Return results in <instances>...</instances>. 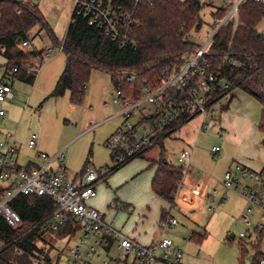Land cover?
Segmentation results:
<instances>
[{
  "label": "rangeland",
  "instance_id": "rangeland-1",
  "mask_svg": "<svg viewBox=\"0 0 264 264\" xmlns=\"http://www.w3.org/2000/svg\"><path fill=\"white\" fill-rule=\"evenodd\" d=\"M203 1L201 26L199 29L193 28L189 33V38L197 43H203V38H209L216 28L213 27L214 24L221 20L219 15H214L217 8L228 6L229 10L236 0ZM256 28L264 33V17L259 20ZM30 37L35 50H42L28 67L31 64L37 65L33 70L35 80L20 79L12 74L9 75L11 78L6 77L7 81H14V96L1 101L5 115L0 116V142H15L17 159L21 164L27 159L39 162V152L53 155L66 146V165L70 176L80 172L88 158L95 167L111 168L113 160L106 140L123 122L122 116L107 119L121 109L114 102L117 94L111 76L104 71L93 70L80 103L71 101L69 91L61 96H51L50 93L65 67V55L58 46H53L51 54L45 55L44 50L52 45L38 26L32 28ZM6 61L0 53V82ZM23 62L26 63L27 60ZM233 93H243V100L251 101L246 106L240 105L239 114L243 115L247 111V118L233 124L231 131L234 137L231 138V145L223 142L227 132L221 126L219 109L207 116L204 128V117L198 114L163 140L164 156L169 163L179 165L178 154L182 147H189L195 164V167L185 169L183 174L187 185L186 195L182 197V193L178 192L174 205L170 204L168 207L178 223L165 228L167 235L182 248L183 264H250L249 256L254 254V250L264 251V229L256 228L262 220L263 211L260 207L253 206L247 212L249 202L247 196L241 193V186L234 189L223 183L225 172L234 169L235 163H242L241 158L247 156L257 159L264 152V133L261 134L257 127L261 115L260 101L238 88ZM225 101V98L222 99L216 106ZM33 134L37 135L36 145L30 147L28 141ZM236 135L241 136L240 142ZM215 145L221 146L219 153L212 151ZM160 151L161 148L156 145L120 168L136 162L145 163L141 170L127 182H123V186L112 190L117 196L119 191L125 199H131L122 210L127 212L124 214L134 212L139 218L143 214L142 204H153L154 201L148 200L143 193L146 175L151 172L146 158H158ZM200 181L204 185L201 190H196L194 184ZM247 182L251 183V180L247 178ZM191 198L194 200L191 201ZM114 201L115 198L108 200L106 208L120 211L122 203L117 208ZM245 214L249 217V223L241 218ZM160 221L156 222V230L163 232L165 229L160 226ZM241 233L246 236L241 238ZM231 234L234 238L230 240ZM45 238L46 241L38 242L43 251L32 264H66L67 240L56 238L51 232L46 233ZM241 239L248 250L243 259L239 248ZM112 252L118 257L113 264H125L115 247ZM45 255H48L49 260L44 259Z\"/></svg>",
  "mask_w": 264,
  "mask_h": 264
},
{
  "label": "built area",
  "instance_id": "built-area-1",
  "mask_svg": "<svg viewBox=\"0 0 264 264\" xmlns=\"http://www.w3.org/2000/svg\"><path fill=\"white\" fill-rule=\"evenodd\" d=\"M74 11L86 18L89 25L101 28L112 40L124 44L130 40V31L140 23L137 15L138 3L151 0H73ZM244 0H236L216 27L211 36L203 38L198 48L185 54L178 61L167 65L153 80L142 84L140 94L133 98L126 96L120 87H114L117 96L114 102L121 106L115 114L122 116V124L106 140L111 149L114 165L123 164L150 148L159 145L166 137L174 134L183 124L200 114L204 124L209 114H214L216 105L226 98L234 89L232 83L215 69L208 57V52L215 33L226 21L238 24V9ZM259 3L264 0H251ZM189 38V34L186 35ZM19 47L30 51L29 41H21ZM62 49V46H58ZM53 47L44 50L50 55ZM237 64L235 59L229 60ZM18 67H13L0 82V116L5 115L1 101L12 98L13 79L7 81ZM127 82H133L134 74H123ZM36 134H33L28 145H36ZM219 145L212 147L217 153ZM39 162L27 159L20 164L17 159V146L12 141L0 142V183L5 187L0 196V215L9 224L17 227L21 217L10 201L18 194L47 195L53 200L52 212L33 225L41 231L58 230L67 220L68 213L75 216L79 228L72 235L66 236V264H113L116 258L112 252L122 255L125 264H183V250L169 236H162L150 244H142L125 235L107 221L96 208L88 205V200L96 195V185L110 173V168H97L88 163L76 176H70L66 165V146L53 155L38 153ZM190 150L183 149L178 154L179 166L185 171L191 163ZM247 178L251 183L247 182ZM223 183L228 188L237 189L248 198L247 212L258 206L264 213V170H252L241 164H235L224 174ZM181 181L178 184V188ZM200 186V184H199ZM177 195V193H176ZM249 223L245 214L241 217ZM264 215L256 228L264 229ZM178 220L166 214L160 221L164 229L175 225ZM255 228V229H256ZM255 233V230H254ZM246 234L241 233L240 237ZM70 242H72L70 244ZM112 255V256H110ZM120 257V256H119ZM264 264V257L259 260Z\"/></svg>",
  "mask_w": 264,
  "mask_h": 264
},
{
  "label": "trees",
  "instance_id": "trees-1",
  "mask_svg": "<svg viewBox=\"0 0 264 264\" xmlns=\"http://www.w3.org/2000/svg\"><path fill=\"white\" fill-rule=\"evenodd\" d=\"M203 6V0L140 2L137 12L140 23L130 31V40L121 44L110 39L101 28L89 25L86 18L74 10L66 35L59 40L35 1L0 0V53L7 60L3 65L5 73L2 78L17 66V71L12 75L34 81L33 71L28 72L22 63L29 57L41 54L42 50L26 52L19 47V43L30 41V31L38 26L40 31H45L52 46H62L65 55V67L51 96H61L69 91L71 101L80 103L90 75L96 69L111 76L113 87H120L126 96L135 98L140 94L144 81L153 80L167 65L198 48L199 43L186 35L193 28H200ZM227 11L228 6L218 7L214 15H219L220 19ZM262 17L264 2L242 1L237 26L229 20L219 28L213 37L208 57L212 66L221 70L234 88L239 87L260 101L262 109L258 128L264 133V33L256 28ZM231 59L238 63L231 64ZM125 73L134 74V81H125L122 78ZM163 151L152 161L157 167L151 185L158 195L173 203L184 170L179 165L169 163ZM127 162L113 164L110 172ZM4 191L5 187L0 183V196ZM10 204L20 215L21 223L14 227L0 215V264H32L43 251L38 242L46 241L45 234L48 233L33 225L52 212L53 200L47 195L22 193L13 197ZM165 216L164 212L162 218ZM78 228L77 219L68 213L65 223L58 230L50 232L56 238H65ZM233 238L234 235H231L229 239ZM239 248L243 259L248 250L242 239ZM262 257L263 250H254L250 264H260ZM44 259L49 260L48 255Z\"/></svg>",
  "mask_w": 264,
  "mask_h": 264
},
{
  "label": "crops",
  "instance_id": "crops-1",
  "mask_svg": "<svg viewBox=\"0 0 264 264\" xmlns=\"http://www.w3.org/2000/svg\"><path fill=\"white\" fill-rule=\"evenodd\" d=\"M33 1H35L38 4L41 12L43 13V15L45 17V19L48 21V23L50 24V26L54 30V32H55L56 36L59 38V40H63L65 35H66L67 27H68V24L70 22L72 12L74 10V1L73 0H33ZM42 31H40V32H42ZM43 32L45 33V31H43ZM46 36H47V34H46ZM47 38H48V36H47ZM49 42H50V45H52L50 39H49ZM30 44H31V47L33 49H35V47L32 46L33 44L31 42H30ZM35 59H36V56H32L29 60L27 59L26 63H22V65L25 68L27 67L26 68V69H28L27 71L32 72L33 70L36 69L37 65H35V64H31L30 68H28L30 65V62L35 61ZM3 68H4V71H3L2 77L5 73V67L3 66ZM235 88L241 89L239 87H235ZM234 89H233V91H234ZM241 90L244 91L245 93H248L247 91H245L243 89H241ZM233 91L225 98L226 99L225 103L223 102V103H220L218 105V107L216 106V109L217 110L219 109L221 111L220 112L221 126H224L226 128V132H227L226 135L224 136L223 142H225L228 145H231V143H232L231 138L234 137L233 133L231 131L233 124L235 125L237 123V120H241V119L246 120V118H247V113H248L247 111H245V113L243 115H241V113L239 114L240 105L242 107L246 106V105H248L247 103L251 101V100L244 101L243 98L245 97L244 96L245 94L238 93V95H235L233 93ZM231 94H233L232 97H230ZM248 99H250V98H248ZM261 109H262V104H261ZM116 113L107 117V119L110 117H116V115H115ZM253 129L254 128L251 125V130H253ZM259 132L261 134L263 133L260 130H259ZM235 137L238 138L239 142L241 141V136L237 137V135H236ZM186 144H188L190 146V144L188 142ZM158 146L161 148V151H162V149L164 150V143L163 142L161 144H159ZM183 149H189V147H182L181 151ZM221 149L222 148L220 146V150L217 153H219L221 151ZM161 151L159 152V155H160ZM190 154H191V156H190L191 163L188 166V168L195 167L191 150H190ZM159 155H158V157H159ZM156 159L157 158H153V159L152 158H149V159L146 158L147 163H148V167H151V172H149L146 175V178H145L146 182L144 183V186H143V193L148 197L147 199L148 200L151 199L154 202L151 205L142 204V213L143 214H140L139 218H137V216L134 214V212H133V214L132 213L124 214L127 212L122 211V210L125 209V207L128 204L127 202L131 199H129V198L125 199V197L119 191H118V196H117V194L115 192H112V190L116 189L118 186H123L125 184V183H123L124 181L130 179L131 176H134V174L138 170H141V168L144 167V164H145L144 162H136V164H130V165L125 166L122 169H120L122 167L121 166L118 168L120 170L116 169V170L110 172L109 175L104 180L99 181L97 183L96 195L88 200V205L99 210L103 214L104 218L107 221H109L115 228L119 229L125 235L136 239L137 241H139L142 244H150L162 236H168L166 233L167 230L165 228H164L165 230H163V232L156 230V222H158V220L162 219V215L164 212L166 214H168V213L170 214V209L168 207L170 206V204L174 205V202L173 203L168 202L166 199H164L163 197L158 195L152 188L151 181H152V178L155 174L156 167H157L155 164L152 163V161L156 160ZM257 159L245 156L244 158H241L242 163L237 162L235 164H241V165L246 166L252 170L261 171L264 168V165H263L264 164V152H263V154H260ZM88 163L92 164L89 158L86 160L85 165ZM92 165H94V164H92ZM84 166L82 167L80 172L83 170ZM189 170H191V169H189ZM80 172H76L75 175L77 176ZM201 172H199V173H201ZM75 175H73V176H75ZM116 176H117V178H116ZM185 181H186L185 176H183L181 179V184L177 190V193L178 192L180 194L182 193V195H181L182 197L186 195L185 190L187 189V185L185 184L186 183ZM199 184H200V186H199ZM203 185H204L203 181L196 182L194 184V188L196 190H201ZM115 195H116V197H115ZM112 198H115L114 202H115V204H116L115 206L117 208L119 207V203L120 202L122 203V205L119 208V209H121L120 211L119 210L114 211L112 209L106 208L107 201L112 199ZM121 199L122 200L124 199L125 201H122ZM193 200H194V198H191V201H193ZM136 220L138 222H136ZM169 226H173V225H169ZM251 258H252V255L249 256L250 260H251Z\"/></svg>",
  "mask_w": 264,
  "mask_h": 264
},
{
  "label": "water",
  "instance_id": "water-1",
  "mask_svg": "<svg viewBox=\"0 0 264 264\" xmlns=\"http://www.w3.org/2000/svg\"><path fill=\"white\" fill-rule=\"evenodd\" d=\"M32 49H33V48L31 47L30 50H32ZM231 235H233V234H231Z\"/></svg>",
  "mask_w": 264,
  "mask_h": 264
}]
</instances>
